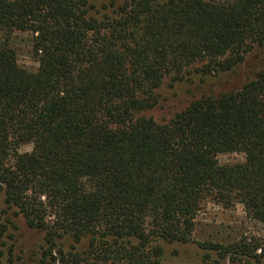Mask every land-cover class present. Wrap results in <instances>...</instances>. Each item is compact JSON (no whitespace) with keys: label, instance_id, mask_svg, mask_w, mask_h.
<instances>
[{"label":"trees","instance_id":"16d2710c","mask_svg":"<svg viewBox=\"0 0 264 264\" xmlns=\"http://www.w3.org/2000/svg\"><path fill=\"white\" fill-rule=\"evenodd\" d=\"M96 1L0 0V239L20 217L43 235L36 264H165L161 244L192 243L210 201L264 225V66L167 122L147 114L166 80L230 73L263 46L264 0ZM197 245L200 264H264L257 239Z\"/></svg>","mask_w":264,"mask_h":264},{"label":"rangeland","instance_id":"374dc122","mask_svg":"<svg viewBox=\"0 0 264 264\" xmlns=\"http://www.w3.org/2000/svg\"><path fill=\"white\" fill-rule=\"evenodd\" d=\"M122 1L98 0L96 7L101 9L102 6H109L111 2L120 5ZM5 38V32L0 29V45L4 43ZM30 41V36L14 35L12 46L17 51L18 64L25 69L35 70L37 63L30 54ZM263 66L264 45L254 47L245 57L244 63L230 73L207 78L194 76L173 87L170 86L169 80H166L158 92L160 95L158 106L147 114L158 123L167 122L174 113L182 110L192 97L203 94L217 95L236 90ZM31 150V146H22L19 153H29ZM217 161L220 165H230L242 163L244 158L241 154H227L218 156ZM13 221L17 231L10 229L5 233L4 238L0 239V264H36V253L43 245V235L28 230L20 217L13 218ZM1 222L3 219L0 220ZM243 238L260 240L264 246V225L252 220L242 206L224 207L220 203L210 201L196 219L192 243L161 244L165 251L164 263L200 264L205 252L199 249L198 243L231 245ZM211 255L212 259H217L215 253ZM222 264L232 263L225 260Z\"/></svg>","mask_w":264,"mask_h":264}]
</instances>
